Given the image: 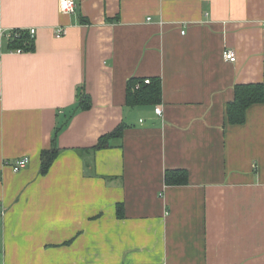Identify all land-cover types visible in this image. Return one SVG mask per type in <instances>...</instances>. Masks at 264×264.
I'll use <instances>...</instances> for the list:
<instances>
[{
  "label": "crops",
  "instance_id": "0c3cea01",
  "mask_svg": "<svg viewBox=\"0 0 264 264\" xmlns=\"http://www.w3.org/2000/svg\"><path fill=\"white\" fill-rule=\"evenodd\" d=\"M75 1L0 0V264H264V103L227 116L264 84V0ZM132 77L161 101L128 105Z\"/></svg>",
  "mask_w": 264,
  "mask_h": 264
},
{
  "label": "trees",
  "instance_id": "16d2710c",
  "mask_svg": "<svg viewBox=\"0 0 264 264\" xmlns=\"http://www.w3.org/2000/svg\"><path fill=\"white\" fill-rule=\"evenodd\" d=\"M16 31V29H14ZM34 38L29 32L22 31L17 35L11 43L14 46L25 49H32ZM149 79V82H145ZM139 85V86H138ZM126 94V103L128 105H138L143 103L158 104L161 101L162 84L157 77H132L128 81ZM78 109H87L91 105L89 96L79 94ZM264 103V84L263 83H241L235 87L234 100L227 105L228 120L234 124H241L246 119V110L254 103ZM61 128L56 129L54 134V142ZM123 135V126L118 127L110 135H107L100 141L96 147H103L110 137H121ZM57 154L54 147L51 151L43 153V170H47ZM165 180L168 184H185L188 182V171L185 169H170L165 173Z\"/></svg>",
  "mask_w": 264,
  "mask_h": 264
},
{
  "label": "built area",
  "instance_id": "2783aa9c",
  "mask_svg": "<svg viewBox=\"0 0 264 264\" xmlns=\"http://www.w3.org/2000/svg\"><path fill=\"white\" fill-rule=\"evenodd\" d=\"M60 7H61L62 11L67 12V13H71V14L77 13V10H78V5H77L75 0H61ZM25 30L27 32H29V34L32 38H34L36 36V32H37L36 28L30 27L29 29H16V31L10 30L7 32L6 37H8L9 40H13L17 35H19L20 33H22V31H25ZM64 33H65V30L63 27L57 28V30H56V36L57 37L63 36ZM17 52L21 53V52H23V50L21 48H18ZM223 55H224V58L229 60V61H236V52L233 49L226 48L223 52ZM145 82H149V79H146ZM162 111L163 110H162L161 106L156 107V112L161 114ZM29 162H30L29 156L19 157L13 162L12 169L14 172H19L21 169L26 167V165H28ZM0 213H2L1 207H0Z\"/></svg>",
  "mask_w": 264,
  "mask_h": 264
}]
</instances>
